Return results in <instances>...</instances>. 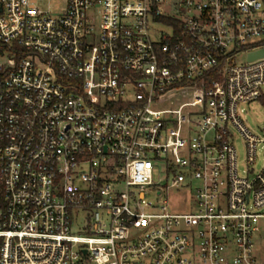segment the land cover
Masks as SVG:
<instances>
[{"label": "built area", "instance_id": "2783aa9c", "mask_svg": "<svg viewBox=\"0 0 264 264\" xmlns=\"http://www.w3.org/2000/svg\"><path fill=\"white\" fill-rule=\"evenodd\" d=\"M0 43V264H264V0H0Z\"/></svg>", "mask_w": 264, "mask_h": 264}, {"label": "rangeland", "instance_id": "374dc122", "mask_svg": "<svg viewBox=\"0 0 264 264\" xmlns=\"http://www.w3.org/2000/svg\"><path fill=\"white\" fill-rule=\"evenodd\" d=\"M244 58H239L238 62H243ZM246 108V122L252 129H258L264 124V105L258 102H252L250 104H244ZM235 144L238 150V158L240 164L244 160V142L243 139L237 134L235 137Z\"/></svg>", "mask_w": 264, "mask_h": 264}, {"label": "water", "instance_id": "95a60500", "mask_svg": "<svg viewBox=\"0 0 264 264\" xmlns=\"http://www.w3.org/2000/svg\"><path fill=\"white\" fill-rule=\"evenodd\" d=\"M261 56H264V48L251 52L249 55L250 59H254Z\"/></svg>", "mask_w": 264, "mask_h": 264}, {"label": "trees", "instance_id": "16d2710c", "mask_svg": "<svg viewBox=\"0 0 264 264\" xmlns=\"http://www.w3.org/2000/svg\"><path fill=\"white\" fill-rule=\"evenodd\" d=\"M5 49V46L0 43V52H2Z\"/></svg>", "mask_w": 264, "mask_h": 264}]
</instances>
